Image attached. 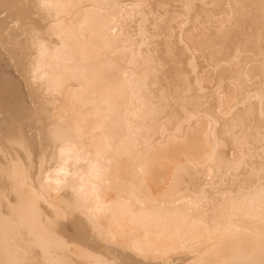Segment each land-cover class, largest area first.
Returning <instances> with one entry per match:
<instances>
[{
	"label": "bare ground",
	"instance_id": "6f19581e",
	"mask_svg": "<svg viewBox=\"0 0 264 264\" xmlns=\"http://www.w3.org/2000/svg\"><path fill=\"white\" fill-rule=\"evenodd\" d=\"M262 259L264 0H0V264Z\"/></svg>",
	"mask_w": 264,
	"mask_h": 264
},
{
	"label": "snow or ice",
	"instance_id": "6c2138e0",
	"mask_svg": "<svg viewBox=\"0 0 264 264\" xmlns=\"http://www.w3.org/2000/svg\"><path fill=\"white\" fill-rule=\"evenodd\" d=\"M43 6H45V7H51V5H49V4H45V5H43ZM63 151V150H62ZM260 264H264V259H262L261 261H260Z\"/></svg>",
	"mask_w": 264,
	"mask_h": 264
}]
</instances>
